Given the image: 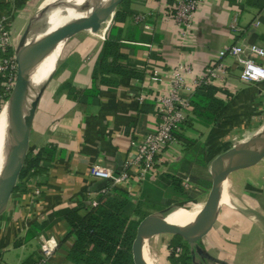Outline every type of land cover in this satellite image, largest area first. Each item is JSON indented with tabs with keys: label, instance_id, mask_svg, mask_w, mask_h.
I'll list each match as a JSON object with an SVG mask.
<instances>
[{
	"label": "crops",
	"instance_id": "obj_1",
	"mask_svg": "<svg viewBox=\"0 0 264 264\" xmlns=\"http://www.w3.org/2000/svg\"><path fill=\"white\" fill-rule=\"evenodd\" d=\"M33 2L0 0V24L11 30V46L17 39L14 23L26 16L31 18ZM172 4L173 0H129L124 20L114 21L113 15L97 32L82 30L65 41L49 84L51 93L40 98L29 135L28 146L34 145L37 150L49 146L55 150L50 168L36 178L43 195L37 206L43 215L35 220L37 224L46 221L54 210L76 206L88 192L108 181L91 173L92 164L99 163L113 173L121 169L122 160L131 150L129 141L141 137L155 124L152 96L167 91L169 72L174 65L183 63L190 67L185 77L190 90L181 94L191 97L196 90L192 88L194 80L221 48L235 41L264 44V0H203L186 34L165 18ZM139 14L144 16L148 29L134 21L133 17ZM232 23L237 30H232ZM109 38L122 44L120 52L125 58L120 62L134 75L103 74L111 84H100L97 80L98 103L83 108L66 97L67 89L57 90L66 80L79 89L90 87L102 45ZM228 63L229 73L224 82L219 79L212 85L214 96L224 103L220 119L204 124L192 108L187 122L175 131L176 157L161 161L156 176L141 185L138 201L142 202V211L149 213L170 205L193 203L185 217L192 219L202 208L211 187V160L230 147L226 139L231 135V123L251 116L255 105L264 108V81L243 82L238 77V67L231 60ZM153 72L159 74L160 80L150 78ZM5 89L6 79L0 75L1 103ZM140 95L148 96L140 102ZM224 122L222 129L219 124ZM45 178L46 183H41ZM182 178L189 179L188 187L183 186ZM25 196L21 192L12 193L10 198L16 207L0 213L2 264H33L38 245L36 252L28 256L13 244L19 237L24 244L31 243L39 234H52L59 241L53 264H72L65 254L74 238L71 235L65 238L68 227L63 220L25 239L33 222L25 220L32 208ZM223 196L217 218L202 237L201 246L223 264H264V158L231 171ZM153 198H158L161 207H153Z\"/></svg>",
	"mask_w": 264,
	"mask_h": 264
},
{
	"label": "built area",
	"instance_id": "obj_2",
	"mask_svg": "<svg viewBox=\"0 0 264 264\" xmlns=\"http://www.w3.org/2000/svg\"><path fill=\"white\" fill-rule=\"evenodd\" d=\"M203 0H173V4L167 9L165 18L172 20L186 34L192 27L194 13ZM134 21L142 23L148 29L149 25L144 22L142 14L135 15ZM232 30H237L235 23L231 24ZM12 44V32L6 24H0V75L6 79V89H11L15 80L17 62L15 53L10 55L9 48ZM231 60L238 67V77L247 83L264 81V44L260 42H232L221 48L218 53L210 58L201 73L194 80L193 89L200 85H214L217 80L228 76L227 69ZM190 67L183 63H177L169 72V85L165 93H157L152 96L155 106L156 121L153 127L143 133L137 139H131L130 153L124 157L121 169L113 173L110 169L99 163L91 165V173L108 181L97 190L87 193L81 203L86 210L95 207L99 199L106 196L112 188H121L127 193L128 199L136 203L140 195L141 185L149 177H155L161 161L171 160L176 157L175 145L178 143L175 131L185 124L190 117L192 104L191 97L182 95L183 91H189L186 84V74ZM152 80H160L159 74L153 72ZM222 86V84H221ZM148 95H140L141 102ZM101 172L104 174L101 176ZM32 181V180H30ZM184 187L189 186V179L182 178ZM26 198L32 206L25 216V220L35 221L42 217L37 206L42 199V189L36 184H30L26 191ZM38 255L33 264H53V257L59 247V241L52 234H39L37 237ZM175 257L184 254L185 249L181 244L173 248ZM190 256V253H189ZM0 264L2 259L0 256Z\"/></svg>",
	"mask_w": 264,
	"mask_h": 264
},
{
	"label": "water",
	"instance_id": "obj_3",
	"mask_svg": "<svg viewBox=\"0 0 264 264\" xmlns=\"http://www.w3.org/2000/svg\"><path fill=\"white\" fill-rule=\"evenodd\" d=\"M122 1L124 0H101L95 2L87 0H56L43 6L29 19L15 51L17 62L16 77L10 96L7 99V123L9 124V140L6 145L7 169L0 178V196L4 197L5 206L17 184L18 176L25 161L36 108L41 96L55 75L57 62L46 78L35 88L27 113L25 116H21L19 110L28 86V73L49 54V48L53 41L65 37L69 38L82 30L88 29L91 32H97L102 24L114 15L116 7ZM56 7L88 11V16L77 23L66 22L56 29L45 33L48 26V12ZM40 17H44V24L38 32V35H41L36 38L33 54L30 55V49H27L26 41L30 35L33 20ZM262 158H264V126L244 142L233 144L211 160L209 164L211 187L202 208L192 220L184 224L169 222L166 217L167 213L179 207L170 205L147 213L138 222L131 246L134 264H149L144 257V245L151 236L158 232H169L180 236L188 245L192 264H203L202 259L223 264L222 261L212 257L201 246V239L211 229L217 218L228 174L240 167L255 164Z\"/></svg>",
	"mask_w": 264,
	"mask_h": 264
},
{
	"label": "trees",
	"instance_id": "obj_4",
	"mask_svg": "<svg viewBox=\"0 0 264 264\" xmlns=\"http://www.w3.org/2000/svg\"><path fill=\"white\" fill-rule=\"evenodd\" d=\"M128 1L124 0L118 4L113 16L114 21L124 20L128 14L125 12ZM121 46V43L110 38L103 43L90 87L79 89L72 85L71 80H66L62 82L57 91L67 89L66 97L78 102L83 108H86V105L98 103L100 89L97 80L100 84H111V80L102 76L103 74L129 73L134 75V72L127 69L128 66L120 62L125 58L120 52ZM112 84L114 85V82ZM214 93L215 88L212 85L203 84L198 86L191 96L193 111L204 124L218 121L224 107L223 100L215 97ZM225 124L224 122L219 125L224 129ZM54 154L53 147H43L38 150L32 163L40 167L42 171H47L52 164ZM41 183H46V178ZM146 214L142 211L141 201L132 203L125 190L112 188L106 196L99 199L95 207L88 210L84 208L83 203L79 202L76 206L52 211L47 220L41 224L31 222L25 239L29 240L56 221L63 220L68 227L65 238L70 235L74 238L65 254V258L72 264H134L131 251L132 241L138 222ZM133 217H138L139 220H133ZM178 238L181 239V237ZM181 241L180 243L175 241L174 244H181L185 249L180 257L184 261L186 257L190 259L189 248L182 239ZM169 259L175 264L173 256Z\"/></svg>",
	"mask_w": 264,
	"mask_h": 264
},
{
	"label": "rangeland",
	"instance_id": "obj_5",
	"mask_svg": "<svg viewBox=\"0 0 264 264\" xmlns=\"http://www.w3.org/2000/svg\"><path fill=\"white\" fill-rule=\"evenodd\" d=\"M42 1L43 0H34V2L32 3V6L30 7L31 12H32L31 15H33L34 13H37L50 0H44L43 2ZM109 19H111V17ZM38 20H41V25L39 28V30H40L44 24V17L34 19L32 22V27H33L35 21H38ZM28 22H29V17L26 16V18H24L22 21L17 22L16 24L14 23L13 33L15 34V38H17V39L15 41V44L10 46V48H9L8 53L10 55H13V53H15L17 46L19 44V39H20L23 31L25 30V27L28 24ZM32 27H31V29H32ZM88 31H90V30L87 29L86 32H88ZM77 33H75V34H77ZM59 59H60V57H59ZM15 77H16V75H15ZM14 82H15V80H14ZM14 82H13V85H14ZM53 84L54 83H52V85ZM13 85H12L11 89H9L8 91L5 92V96H2L4 99V102H2V103L0 102V111L2 110V108H3L2 106L4 105V103L7 102V99L9 98L10 93L12 91ZM50 87H51V85L46 88V90L44 91L43 94H45L46 96L49 95L51 93ZM255 108H256V110L251 114V116H247V118H245V117L239 118L237 120H234V123H231V129H230L231 135L229 136V139L228 138L226 139V140H228L227 146H229V145L232 146L233 144L244 142L245 140L248 139V137H250L253 133L259 131L264 126V108L263 107H261V108L256 107V105H255ZM37 152H38V150L34 147V145L28 146V150H27V154L25 157L24 164H23L22 169L20 171V174L18 176L17 184L14 187V190L12 193L21 192V193L26 195L27 194L26 191L28 190L30 184H36L38 187H41V184L37 183L36 178L39 177V175L41 176V173L44 174L45 172L42 171V169L40 167H37L36 165H34V163H32L36 157ZM30 180H32V181H30ZM10 196H9L8 202H7V204L3 210L5 212L10 211V209L16 207V202H14V200L11 199ZM151 202L153 203V207H161V204H160V201L158 200V198L157 199L153 198L151 200ZM192 204H190L189 206H185V207H190ZM177 211L178 210H174V211H172V213H175ZM1 214H0V216H1ZM133 220H139V218L133 217ZM187 221H189V219ZM17 224L19 226V223H17ZM22 228H23L22 230H24V227H22ZM178 237H180V236H178ZM178 237H177V235H172V233H169V232H158V233L154 234L153 236H151L147 240V242L145 244V249L148 250V252L157 260L158 264H161L160 260H162L163 264L164 263L165 264H173L172 261L169 259L170 256H173V260L175 261V264H192L191 260L187 257L183 261V259L180 258L182 255L179 257L174 256V254L172 252L173 248L178 245V244L175 245L176 243L174 244V242L175 241L178 243L182 242L181 239ZM13 245L16 247L17 246L19 247L20 253L24 252V254H25V252H26V254H28V256H30L33 252H36L35 249L37 248L38 242H37V239H35L31 243L24 244L22 237H19V238L15 239ZM21 250H22V252H21ZM160 256H162L163 258H159ZM208 264H213V263L208 262Z\"/></svg>",
	"mask_w": 264,
	"mask_h": 264
},
{
	"label": "bare ground",
	"instance_id": "obj_6",
	"mask_svg": "<svg viewBox=\"0 0 264 264\" xmlns=\"http://www.w3.org/2000/svg\"><path fill=\"white\" fill-rule=\"evenodd\" d=\"M55 1L56 0H50L47 4H51ZM77 1H80V0H77ZM87 1L95 2V1H101V0H87ZM47 4H45L44 6H46ZM87 16H88V11H79V9H71L68 7L52 8L48 12V18H47L48 26H47L45 33H48L56 29L57 27L61 26L62 24L66 22L77 23L82 18L87 17ZM104 24L106 23L104 22L103 25ZM40 25H41V20L35 21L30 31V35L27 38L26 45H27V49H30V55L33 54L36 38L41 35V34L38 35ZM67 39L68 38L65 37V38L57 39L53 41L49 48V54L39 64H37L34 67V69L30 70V72L28 73V76H27L28 86L26 88L25 96L22 99L20 110H19L21 116L26 115L29 102L35 93V88L39 85V83H41L46 78L49 72L53 69L55 63L58 62L61 51ZM7 106L8 105L5 104L2 110L0 111V178L4 175L7 169L6 145L9 140V135H8L9 124L7 123ZM223 198L224 196L222 197V200ZM4 208H5V200L3 196H0V213L4 210ZM174 210H178V211L175 213H172V211ZM189 214H190L189 207L181 206V207H177L171 210L170 212H168L166 217L169 222H172L175 224H184L192 220V219H189V221H187L188 219H185V217L188 216ZM143 253H144V257L146 261L149 264H158L157 260L153 256L150 255L151 256V259H150L149 253L145 249V245H144Z\"/></svg>",
	"mask_w": 264,
	"mask_h": 264
},
{
	"label": "flooded vegetation",
	"instance_id": "obj_7",
	"mask_svg": "<svg viewBox=\"0 0 264 264\" xmlns=\"http://www.w3.org/2000/svg\"><path fill=\"white\" fill-rule=\"evenodd\" d=\"M203 264H206L208 262H212L213 264H218V262H213V261H210V260H206L204 261L203 259L201 260ZM220 264V263H219Z\"/></svg>",
	"mask_w": 264,
	"mask_h": 264
},
{
	"label": "clouds",
	"instance_id": "obj_8",
	"mask_svg": "<svg viewBox=\"0 0 264 264\" xmlns=\"http://www.w3.org/2000/svg\"><path fill=\"white\" fill-rule=\"evenodd\" d=\"M104 174L101 172V176H103Z\"/></svg>",
	"mask_w": 264,
	"mask_h": 264
}]
</instances>
